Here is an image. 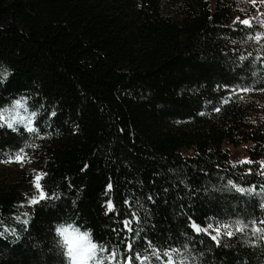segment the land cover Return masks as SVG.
<instances>
[{
    "label": "trees",
    "instance_id": "16d2710c",
    "mask_svg": "<svg viewBox=\"0 0 264 264\" xmlns=\"http://www.w3.org/2000/svg\"><path fill=\"white\" fill-rule=\"evenodd\" d=\"M169 3L0 0V106L24 99L52 137L32 168L0 166V264H66L69 219L95 264L264 263V199L226 186L264 192V26L237 0ZM22 130L0 126V154Z\"/></svg>",
    "mask_w": 264,
    "mask_h": 264
},
{
    "label": "rangeland",
    "instance_id": "374dc122",
    "mask_svg": "<svg viewBox=\"0 0 264 264\" xmlns=\"http://www.w3.org/2000/svg\"><path fill=\"white\" fill-rule=\"evenodd\" d=\"M166 1L170 2L168 10L169 12L173 13V11L175 10V4H172L171 2L174 3L176 2V0H166ZM237 1L239 2L240 7L246 4L255 7L258 12L256 15L259 16L260 21L264 26V6H261V8H259L258 10L256 3L257 0H237ZM261 115L264 116V113L262 112ZM9 124L12 125L13 129L16 130L23 129L22 131L26 132L27 137H25L26 140L24 139V141L21 143V145L18 148L14 150H8V152H5L4 154H0V166L1 168L6 169V171L13 168H23L28 170L32 168V160H33L32 156L34 154L33 152L35 150H38V147H40L43 143L50 141L52 137L51 135L38 134L36 131H34L35 128L33 126V116L29 112L27 102L22 98L18 100L9 101L6 104L0 106V126H8ZM237 151L239 152V155L242 159L245 158L242 147L237 148ZM17 156L21 158L17 159ZM261 164L262 166H264V155L261 159ZM226 186L230 190L231 189L233 191L236 190V188L233 187L232 185H229L228 182L226 183ZM248 194L258 196L261 200L264 199L263 198L264 192L262 190H257V191L255 190V194L252 193H248ZM27 204H31L29 200ZM249 228L251 230L258 229V225L255 224L254 227L249 226ZM100 256H101V250L99 247H97L95 262L100 258ZM66 264H69V260H67Z\"/></svg>",
    "mask_w": 264,
    "mask_h": 264
},
{
    "label": "snow or ice",
    "instance_id": "6c2138e0",
    "mask_svg": "<svg viewBox=\"0 0 264 264\" xmlns=\"http://www.w3.org/2000/svg\"><path fill=\"white\" fill-rule=\"evenodd\" d=\"M240 23H242L245 26H251L250 25V21L245 19L243 21H240ZM260 34H257V38H259ZM241 59H243V57H241ZM5 75H7V73H5ZM242 91H247L248 89H241ZM54 115V114H53ZM9 128L12 127L11 124L8 125ZM21 157L17 156V159H20ZM43 179V175H37L36 177H34V187L40 192V196H39V200H47L50 199V197L45 193V191L43 190V186L40 183V181ZM229 185H232L233 187L236 188L237 191L244 193V192H248V193H252L255 194V189L253 188H249V189H245L242 187H237L233 181L229 180L228 181ZM151 199V197H149V200ZM39 200L37 199H33L30 201V203L32 204H36L39 203ZM262 208H264V204L261 205ZM17 220H19V217H17ZM23 223L25 225L28 224V220L23 221ZM262 223H264V221H262ZM129 222L125 221V227H128ZM237 224V231H243V226H241V222L240 221H236ZM192 227L194 230H196L197 232L201 231V229L199 228V226L195 225V223L193 222ZM229 224L225 223L223 224V228L225 229L224 234L228 235V236H232L233 232L228 230L229 229ZM208 228H212V225H208ZM131 229L129 228V231ZM56 232H60L61 230L58 228H55ZM203 231L207 232L208 229H203ZM254 231H264V229H254ZM0 235H3V233H0ZM61 235H63V233H61ZM221 235V232L219 229L216 230V234L215 235H211V239L213 241H216L217 244L220 243L218 237ZM97 245L96 244H91L89 246V248L87 249V251H74L71 253H65L63 254L64 256L66 255L68 257L69 260V264H95V257H96V251H97ZM132 248V244L128 243L126 245V251H130ZM101 251H103V249H100ZM115 257V252L112 253L111 257H110V264H113V260ZM136 258L139 259V253L136 254ZM133 261V257L129 256L127 258L126 261H123V264H132Z\"/></svg>",
    "mask_w": 264,
    "mask_h": 264
},
{
    "label": "clouds",
    "instance_id": "9594fccd",
    "mask_svg": "<svg viewBox=\"0 0 264 264\" xmlns=\"http://www.w3.org/2000/svg\"><path fill=\"white\" fill-rule=\"evenodd\" d=\"M55 228L61 230L60 232H55L57 244L63 254L74 251H87L89 246L94 244L91 230L83 228L74 220H62L55 225ZM65 257L68 258L66 255Z\"/></svg>",
    "mask_w": 264,
    "mask_h": 264
}]
</instances>
